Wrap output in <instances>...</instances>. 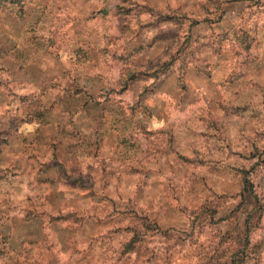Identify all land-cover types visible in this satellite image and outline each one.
I'll list each match as a JSON object with an SVG mask.
<instances>
[{
	"label": "rangeland",
	"instance_id": "374dc122",
	"mask_svg": "<svg viewBox=\"0 0 264 264\" xmlns=\"http://www.w3.org/2000/svg\"><path fill=\"white\" fill-rule=\"evenodd\" d=\"M0 264H264V0L1 5Z\"/></svg>",
	"mask_w": 264,
	"mask_h": 264
},
{
	"label": "trees",
	"instance_id": "16d2710c",
	"mask_svg": "<svg viewBox=\"0 0 264 264\" xmlns=\"http://www.w3.org/2000/svg\"><path fill=\"white\" fill-rule=\"evenodd\" d=\"M24 0H0V7L3 4H23Z\"/></svg>",
	"mask_w": 264,
	"mask_h": 264
}]
</instances>
